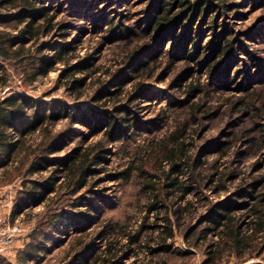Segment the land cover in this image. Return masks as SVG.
<instances>
[{
	"label": "trees",
	"instance_id": "obj_1",
	"mask_svg": "<svg viewBox=\"0 0 264 264\" xmlns=\"http://www.w3.org/2000/svg\"><path fill=\"white\" fill-rule=\"evenodd\" d=\"M234 4L237 3L228 0H146L136 28L115 23L112 17L101 18L109 25L110 34H120L126 42L118 74L110 82L101 81L100 88L89 96L94 106L70 107L58 98L42 100L19 90L4 91L11 85L13 76L20 80L17 86L27 87L48 75L56 63L64 62L61 78L65 89L74 99L82 96L87 75L75 74L85 73L92 64L84 60L66 62L65 55L72 48L51 38L54 33L62 37L69 33L68 22L58 18L62 4L57 0H0V92L4 91L0 95V171L5 183L19 179L10 220L13 222L34 207H43L36 213L28 239L17 251L16 264L42 261L52 246L67 238L71 239L70 243L58 264H126L124 259L128 254L137 253L141 232L147 224L141 222L133 230H123L106 219L103 228L97 231L93 227L98 219L97 194L90 190L89 196L76 195L88 189V177L93 173L92 148L73 149L67 156L56 153L74 136L87 138L100 133L96 145L103 140L123 144L133 134L157 129V123L142 120L141 102L154 98L147 87L140 88L141 81L153 75L155 62L164 54L185 62L189 71L197 70L196 65L209 74H214L217 67L222 73V66L229 62L234 50L240 49L243 39L233 35L232 27L220 20ZM70 13L74 15L72 10ZM202 31L212 34L204 45L197 42ZM167 43L172 45V51L164 50ZM135 79V86L127 90L126 84ZM201 89L199 81L190 82L184 102ZM59 122L64 123L63 128L54 130ZM77 126L87 130L84 132ZM184 126L182 123L166 136L151 139L144 155L108 177L123 182L136 179L139 193L145 196L144 216L154 214L163 220L156 249H150L151 253L171 250L167 239L174 236L179 222L189 213L190 203L181 205L187 194L201 186L218 191L235 176L234 172L217 169L203 172L206 160L199 153L190 152L192 144L184 140ZM104 151L100 147L93 161L99 162ZM263 183L264 177L253 178L245 187L238 188L236 195L240 201L217 204L212 208L213 215L203 219L206 224L200 229L197 241L207 239L209 233L218 235L203 264H217L224 250L241 256L261 247L264 195L258 204L248 207L252 219L247 229L242 228L234 210L244 208L251 193ZM68 198L72 200L66 204L69 208H65L61 201ZM194 230V226L190 227L184 239ZM101 240L104 242L100 244ZM0 258L8 259L5 254H0Z\"/></svg>",
	"mask_w": 264,
	"mask_h": 264
},
{
	"label": "rangeland",
	"instance_id": "obj_2",
	"mask_svg": "<svg viewBox=\"0 0 264 264\" xmlns=\"http://www.w3.org/2000/svg\"><path fill=\"white\" fill-rule=\"evenodd\" d=\"M145 1L57 0L62 4L63 10L58 18L68 22L70 28L65 37L54 33L51 38L72 48L65 55L66 62L71 64L84 60L92 64L85 73L75 74L87 75L82 96L74 99L65 89L61 78L66 66L64 62L56 63L54 70L48 75L27 87L17 86L20 80L13 76L11 85L4 91L19 90L42 100L58 98L67 102L70 107L87 104L94 106L89 96L100 88L101 81L110 82L118 74L117 69L120 68L126 45L120 34H110L109 25L101 18L112 17L115 23L120 22L136 28L137 20L143 14ZM228 2L237 4H234L220 20L232 27L233 35L243 39L240 49L234 50L229 62L222 66L224 69L222 73H219L217 67L214 74H209L202 66L196 65L194 67L197 70L189 71L185 62L173 60L164 54L155 62L153 75L144 78L140 84V88L147 87L154 98L152 101L141 102L142 120L145 123H157V129L151 133L133 134L128 138L129 141L123 144L118 142L109 144L103 140L96 145L101 138L100 133L89 135L87 138L74 136L56 153L58 156H67L73 149L79 151L92 148L90 169L93 173L88 177V189H82L76 195L89 196L90 190L97 194L96 198L99 201H96L95 206L98 219L93 226L95 230L103 228L106 219H111L123 230H133L141 222L147 224L148 227L141 232V247L136 254H128L124 259L126 264H203L207 250L218 239L217 234L209 233L207 239L197 241L200 229L206 224L203 219L213 215L212 208L217 204L240 201L236 195L238 188L245 187L253 178L264 177V0ZM71 10L74 15L70 13ZM211 35L209 31H202L197 38L198 44H206ZM46 39L48 37H42V40ZM172 49V45L168 43L164 47L165 51ZM95 69L97 71L93 73L92 70ZM136 81L137 79L129 81L126 89L131 90ZM197 81L201 84V91L188 102H184L186 86ZM4 91L0 92V95ZM191 114L194 115L193 118ZM182 123L185 125L184 140L192 144L190 152L199 153L200 158L206 160L203 172L211 173L217 169L234 172L235 176L225 182L224 187L218 191L209 186H201L187 194L181 205L190 203L189 213L179 222L174 236L167 239L172 245L171 250L151 253L150 249H156V240L163 220L160 217L156 218L154 214L144 216L145 196L139 193L136 179L123 182L112 181L108 177L115 170L135 162L144 155V150L151 139L166 136ZM63 126L64 123L59 122L54 126V130ZM76 128L84 132L87 130L83 126ZM219 146L223 149L219 150ZM100 147L105 150L103 158L99 162H94V156ZM45 174L46 172L43 173ZM2 180L3 174L0 171L1 222L8 224L10 228L15 227L16 230L13 231L12 242L3 252L8 259L0 258V264H16L17 251L28 239L27 233L35 223L36 213L42 211L43 207H34L11 222L10 212L19 188V179L8 183ZM251 195L244 208L237 207L234 210L244 230L252 219L248 207L258 204V199L264 195V183ZM70 200L72 199L68 198L67 201L64 199L61 204L69 208L66 204ZM193 226L194 232L185 240L184 233ZM70 240L67 238L61 244L52 246L42 261L29 264H58L66 253ZM124 240L123 238L122 241ZM103 242L104 240H101L100 244ZM262 244L259 249H250L251 251H246L241 256L224 250L217 264H264V239Z\"/></svg>",
	"mask_w": 264,
	"mask_h": 264
},
{
	"label": "built area",
	"instance_id": "obj_3",
	"mask_svg": "<svg viewBox=\"0 0 264 264\" xmlns=\"http://www.w3.org/2000/svg\"><path fill=\"white\" fill-rule=\"evenodd\" d=\"M0 216V254H3L6 247L13 240V231L16 230L15 227L10 228L8 224H2Z\"/></svg>",
	"mask_w": 264,
	"mask_h": 264
}]
</instances>
